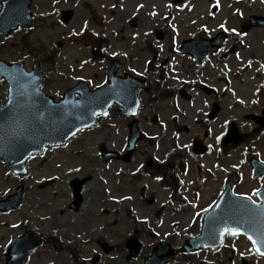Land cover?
<instances>
[{
    "label": "rangeland",
    "instance_id": "1",
    "mask_svg": "<svg viewBox=\"0 0 264 264\" xmlns=\"http://www.w3.org/2000/svg\"><path fill=\"white\" fill-rule=\"evenodd\" d=\"M192 1L189 11L174 17V21L181 17V26L175 23L179 30L172 34L173 41L177 44L176 41L198 29L214 32L222 27L229 32L231 42L239 45L240 52L238 57L237 53H230L224 68L226 64L232 73H241L237 94L247 101L252 96L254 79L261 75L258 68L264 62V28H251L241 37L233 35L251 14L264 15V0H190L189 4ZM168 2L172 0H32V25L17 28L7 38H0V59L8 63L20 61L27 69L36 59L49 60L43 62L42 90L58 101L64 90L79 79L85 80L90 88L104 81L109 61L90 62L87 43L92 42L93 46H102L106 55L119 60L122 65L119 73L136 76L144 74L148 67L156 75L153 81L159 82L162 88V80L156 79V64L165 59L167 50L168 60L175 61L171 35L165 30V37L158 41L151 35L162 29ZM176 4L172 7L180 5ZM62 10L73 12L67 24L60 21ZM177 59L182 72L174 80L186 78L188 72L205 71L206 78L220 72L208 65L194 68L190 61ZM249 60L258 63L252 68L245 67ZM247 71L251 73L249 79L245 77ZM244 86L249 92L244 93ZM6 95V83L0 79V106L6 101ZM172 99L151 106L143 103L140 129L145 138L126 163L121 160L103 163L99 155L102 144L123 152L127 123L116 117L103 120V126L84 130L65 145L47 148L43 155L30 159L29 173L25 176L8 175L0 159V199L13 193L18 184L24 185L20 205L0 212V257L12 237L32 230L42 234L45 241L25 264H91L90 259L96 254L100 257L96 264H142L151 247L161 241L175 249L165 264H240L242 258L248 264H264V257L255 255L248 240L240 236H227L217 252H180L185 240L200 232L201 215L212 205L219 185L210 178L198 181L196 178V165L209 168L214 157L196 159L187 147L175 150L176 124L180 126L177 128L179 146L199 133L201 126L193 120L203 110L200 102L197 100L199 103L191 105L190 101L179 100L176 94ZM180 104L185 106L179 111L181 117H171ZM246 107L237 104L238 117L249 112ZM154 115L166 123H153ZM172 119L177 123H170ZM257 142V139L252 142L257 145L255 153L261 150L264 156V143ZM241 149H237L233 161L239 166L243 162ZM170 153H176L177 158H171ZM219 163L226 165L229 160L226 164ZM243 169L234 191L252 197L264 179L252 180L247 164ZM206 174L204 168L203 176ZM83 176L91 179L82 188L79 208L72 210L68 207L72 200L70 181ZM180 196L186 199L185 206L180 205ZM134 231L139 232L142 250L137 257L128 258L124 242ZM100 242L115 249L105 254ZM4 263L0 259V264Z\"/></svg>",
    "mask_w": 264,
    "mask_h": 264
},
{
    "label": "water",
    "instance_id": "2",
    "mask_svg": "<svg viewBox=\"0 0 264 264\" xmlns=\"http://www.w3.org/2000/svg\"><path fill=\"white\" fill-rule=\"evenodd\" d=\"M29 4L30 0L1 1L0 36H7L18 24L23 27L31 24ZM70 16V12H64L62 21L67 22ZM256 23L264 24V19L257 18ZM94 53L93 60L101 59V55ZM196 54L199 55L200 52ZM116 64L113 62L108 76L111 84L88 90L84 82H79L64 93L60 102H53L51 97L39 90L42 75L40 61H36L32 70L26 72L20 62L8 64L0 60V77L8 83L7 102L0 107V156L13 174H25L27 172L26 159L32 154L41 153L45 145H61L80 129L97 124V116L101 115L105 118L112 102L124 99L127 109L116 112V114L135 113L138 105L136 91L141 84H132L130 81L123 88L122 84L115 82L111 76L116 70ZM74 93H78L80 97L74 99ZM128 96V104H126ZM128 130L127 146L123 157L125 161L129 159L136 142L141 138L136 121L133 120L128 124ZM101 151L104 161L118 158L113 151H106L104 148ZM88 178L71 181L73 201L69 205L70 208L79 207L80 188ZM21 194L22 187L19 186L15 194L0 200V211L16 207L20 202ZM258 195L264 203V189ZM241 200L244 199L224 193L213 209L204 216L201 233L186 240L181 251L217 249L223 240L225 234L222 235V233L226 227L239 228V233L251 237V241H261L264 238V204L256 206ZM238 208H246L247 213H237ZM42 242V236L28 231L13 239L1 258L7 259L5 264H24L29 252L41 246ZM101 247L104 252L112 250V247L107 244H102ZM254 247L256 250L260 248L259 253L264 252V244L257 243ZM126 248L128 257H135L141 245L136 237H132L127 240ZM172 254L169 244L159 243L152 248L143 264H163V258ZM97 260V256L93 257L92 263Z\"/></svg>",
    "mask_w": 264,
    "mask_h": 264
},
{
    "label": "flooded vegetation",
    "instance_id": "3",
    "mask_svg": "<svg viewBox=\"0 0 264 264\" xmlns=\"http://www.w3.org/2000/svg\"><path fill=\"white\" fill-rule=\"evenodd\" d=\"M169 25L173 27V25L171 24ZM162 28L164 30L162 32L160 31L159 33L161 34L160 37L164 38L166 35L165 30L167 29V27L164 25L162 26ZM246 30L247 29L243 31H246ZM171 49L173 51L174 57L176 55L184 57V55L180 53L179 44L176 45V50H174L172 47ZM237 49H238V45H237ZM169 54L170 52L167 50L166 57L165 59L162 60L163 63H168L169 58L167 57ZM171 56L172 55H170V57ZM225 56H226V52L223 49H219L217 52H209L206 59L208 58L209 60L214 59V60L219 61L220 58H223ZM188 57L186 56L187 59L192 61V58L191 57L188 58ZM192 64H193V61H192ZM159 69H162V66H159ZM167 69L157 72L158 74L157 78H160L162 80V88L159 86V82L152 83V79L154 77L153 75L155 74L148 75L145 78L147 81V87L146 89L140 91V95L142 99V107H143L144 102L147 103L148 106H151V104H158L162 102L163 100L171 101L174 94H176L178 96V99L181 101L186 102V101H197L198 100L200 104L203 105L204 107L203 118L204 119L198 120L195 122V123H200L202 125H205V123H217V121L218 123H220L221 121L222 123H230L231 121H235V123H250L251 124L255 120H254V117H248L250 116V114L252 115L255 114L258 117H264V82L263 84L259 85L258 94H256L255 99L253 97L249 98L247 102L245 103L247 105L246 109L249 112L245 113V117L243 118V120H237V104L242 105L243 103L241 100H237V92L233 96L229 94V96H231L232 103H227L228 100L226 98L227 96L226 90L220 89L219 87L221 84L223 86L228 84V81L225 77H209L208 79H206L204 77L205 72H197V73L188 72L187 77H189L190 79L186 77V78H178L177 80H174L170 76V72ZM165 74H166V77L164 76ZM233 76H234L233 77L234 82L236 83V85H238L237 83L238 74L235 73ZM172 82H177V85L176 83H172ZM197 82H201L204 85H206L205 88L204 89L197 88V85H196ZM175 85H176V88L171 89V87L173 88ZM170 89L173 90V92ZM182 91L185 92L187 96H189L188 99H185L186 94L182 93ZM151 95H153V97H151ZM172 104L175 106L173 99H172ZM172 104L169 102L170 107L172 106ZM214 108H217V111L212 113V110ZM113 109H117V107L113 106ZM176 109H177V106H176ZM177 115L181 117V114H179L178 109L176 113L171 115V117H174ZM142 117H143L142 113H138L139 123H141ZM226 118H230V119L226 121L225 120ZM124 120L126 121V123H128L130 119L124 118ZM160 121L161 123H166L161 119ZM154 123H158V119ZM170 123H177V122L176 120L172 119ZM227 183L231 184V186L234 185V181H232L231 178L227 179L226 181H223V183L219 185L224 187Z\"/></svg>",
    "mask_w": 264,
    "mask_h": 264
},
{
    "label": "snow or ice",
    "instance_id": "4",
    "mask_svg": "<svg viewBox=\"0 0 264 264\" xmlns=\"http://www.w3.org/2000/svg\"><path fill=\"white\" fill-rule=\"evenodd\" d=\"M255 191H256V193H258V192H259V189L255 190ZM239 195H247V194H239ZM247 198H248L249 200H251V196H248ZM239 232H240V229H239V228H236V229H230V228H227V227H226V228H224V231H223L222 235H223V234H232V235H236V234H239ZM249 239H251V237H249ZM252 243H253L254 245H256L257 243H262V244H264V238H262L261 241L253 240ZM257 251L260 252V248H259V247L257 248ZM261 254L264 255V252H261Z\"/></svg>",
    "mask_w": 264,
    "mask_h": 264
}]
</instances>
